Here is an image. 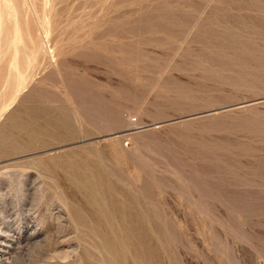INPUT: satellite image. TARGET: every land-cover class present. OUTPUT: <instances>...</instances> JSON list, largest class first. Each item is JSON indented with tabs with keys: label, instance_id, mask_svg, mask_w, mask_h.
I'll return each instance as SVG.
<instances>
[{
	"label": "rangeland",
	"instance_id": "obj_1",
	"mask_svg": "<svg viewBox=\"0 0 264 264\" xmlns=\"http://www.w3.org/2000/svg\"><path fill=\"white\" fill-rule=\"evenodd\" d=\"M263 5L0 0V264H264Z\"/></svg>",
	"mask_w": 264,
	"mask_h": 264
},
{
	"label": "bare ground",
	"instance_id": "obj_2",
	"mask_svg": "<svg viewBox=\"0 0 264 264\" xmlns=\"http://www.w3.org/2000/svg\"><path fill=\"white\" fill-rule=\"evenodd\" d=\"M236 2H237V1H236ZM248 3H249V2H248ZM261 3H262V2H261ZM237 4H238V3H237ZM232 5H233V4H232ZM259 5H260V4H259ZM261 5H262V4H261ZM255 6H256V5H255ZM263 6H264V5H263ZM256 7H257V6H256ZM260 7H261V6H260ZM252 8H253V7H252ZM262 8H263V7H262ZM15 9H16V8H15ZM239 9H240V8H239ZM253 9H255V8H253ZM263 10H264V9H263ZM10 12H11V10H10ZM16 13H17V12H16ZM258 13H259V12H258ZM237 14H238V13H237ZM241 14H242V13H241ZM241 14H240V15H241ZM228 15H230V14H228ZM245 15H247V14H245ZM250 15H251V14H250ZM250 15H249V16H250ZM230 16H231V15H230ZM233 17H234V16H233ZM244 17H245V16H244ZM244 17H242V18H244ZM251 17H252V16H251ZM261 17H262V16H261ZM206 18H207V17H206ZM211 18H212V17H211ZM227 18H228V17H227ZM247 18H248V17H247ZM260 19H261V18H260ZM263 19H264V17H263ZM230 20H231V19H230ZM242 20H243V19H242ZM248 20H249V19H248ZM197 21H198V20H197ZM199 21H200V20H199ZM234 21H236V20H234ZM244 21H245V20H244ZM244 21H242V22H244ZM250 21H251V20H250ZM260 21H261V20H260ZM230 22H231V21H230ZM254 22H255V21H254ZM244 23H245V22H244ZM261 23H262V22H261ZM181 24H182V23H181ZM240 24H242V23H240ZM246 24H247V23H246ZM250 24H252V22H250ZM262 24H263V23H262ZM191 25H192V24H191ZM221 25H222V24H221ZM232 25H233V24H232ZM242 25H245V24H242ZM195 27H196V26H195ZM230 27H231V26H230ZM0 28H1V27H0ZM247 28H249V27H247ZM247 28H245V29H247ZM250 29H251V28H250ZM256 29H258V28H256ZM258 30L260 31V29H258ZM181 31H182V30H181ZM206 31H207V30H206ZM227 31H228V30H227ZM256 31H257V30H256ZM249 32H250V31H249ZM262 32H263V31H261V33H262ZM228 33H229V32H228ZM255 33H256V32H255ZM261 33H260V34H261ZM263 33H264V32H263ZM208 34H209V33H208ZM218 34H219V33H218ZM247 35H248V34H247ZM218 36H219V35H218ZM223 36H224V35H223ZM254 36H255V34H254ZM194 38H195V37H194ZM202 38H203V37H202ZM208 38H209V37H208ZM226 38H227V37H226ZM212 39H213V38H211V40H212ZM199 41H200V40H199ZM197 43H198V42H197ZM199 43H200V42H199ZM231 44H233V43H231ZM207 45H208V44H207ZM217 45H220V44H217ZM203 46H204V45H203ZM229 47H230V46H229ZM205 48H206V47H205ZM207 48H208V47H207ZM203 49H204V48H203ZM208 49H209V48H208ZM217 49H218V48H217ZM206 51H207V50H206ZM243 51H244V50H243ZM217 52H218V51H217ZM246 55H247V54H246ZM196 56H197V55H196ZM221 56H223V53H222ZM216 58H217V57H216ZM13 59H14V58H13ZM227 60H228V59H227ZM14 61H15V60H14ZM118 63H119V62H118ZM189 63H190V62H189ZM240 64H241V63H240ZM252 65H253V64H252ZM192 66H193V65H192ZM202 66H203V65H202ZM246 67H247V66H246ZM250 68H251V67H250ZM127 73H128V71H127ZM240 74H241V73H240ZM234 76H235V75H234ZM261 76H262V75H261ZM208 79H209V78H208ZM246 82H247V81H246ZM76 85H77V84H76ZM251 85H252V84H251ZM74 86H75V85H74ZM236 89H237V88H236ZM239 89H240V88H239ZM71 90H72V89H71ZM77 90H78V89H77ZM55 111H56V110H55ZM45 112H46V114H47L48 111H45ZM45 112H44V114H45ZM34 113H35V112H34ZM41 113H42V112H41ZM48 115H49V114H47V116H48ZM67 115H68V114H67ZM47 116H46V117H47ZM50 116H51V115H50ZM68 116H69V115H68ZM44 117H45V115H44ZM54 117H55V116H54ZM39 118H40V117H38V116H36V115H35V116H34V115H31V116L29 117V119L32 121V123L36 124L37 122H39V123H37L38 125H39L40 123H42L41 121H39ZM47 118H50V117L48 116ZM55 118L57 119L58 117H55ZM67 118H68V117L65 118L66 120L62 123V125H63V126H66V127H69V126H70V121H69ZM45 119H46V118H45ZM70 119H71V118H70ZM52 120H53V119H52ZM71 120H72V119H71ZM58 121H59V119H58ZM58 121L53 120V121L51 122V118H50V121L47 119V121H45V123H46L47 125L43 122V123H42V124H43L42 126H43V127H44V125H45L46 127L49 126L50 129H48V131L45 130V132L43 131L44 133L41 131V129H39V130H40V133H39V132H38V133H39L40 135H41V133L44 135L46 132H48V134L50 135V138H51V136H52V137L55 138V139L57 138V140L61 138L60 140H61V141H62V140L64 141V139H65L66 136H65L64 138H62V137L64 136V135L62 134L63 132L60 133V134H57V129H55V127H53L55 130H54V129H53V130L51 129L52 126H56V125H58ZM53 122H56L57 124H56V123L54 124ZM59 123H60V122H59ZM78 124H79V123H78ZM40 126H41V125H40ZM73 126H74V125H73ZM49 127H47V128H49ZM56 127H58V126H56ZM59 127H60V126H59ZM75 127L77 128L78 126H75ZM38 128H39V127H38ZM40 128H41V127H40ZM74 129H75V128H74ZM42 130H44V129H42ZM54 131H55L56 133H55ZM88 131H89V130H88ZM29 132H30V131H29ZM58 133H59V132H58ZM76 133H77V132H76ZM78 133H79V131H78ZM34 134L36 135L35 132H34ZM31 135H32V134H31ZM43 135H41V136H43ZM49 135L47 136V133H46L47 138H49ZM61 135H62V136H61ZM38 136H39V135H38ZM76 136H78V135H76ZM59 137H60V138H59ZM17 138H18V137H17ZM45 138H46V137H45ZM73 138L75 139V137H73ZM13 140H14V144H12L11 142H10V143H11L12 145L17 146V145L15 144V141H17V142L20 141L19 138H18V140H17L16 138L13 139ZM42 140H43V138H42ZM42 140H41V141H42ZM60 140H59V141H60ZM65 140L67 141V140H69V139H65ZM71 140H72V139H71ZM9 141H10V140H9ZM44 141H46V139H44ZM44 141L42 142V144L44 143ZM53 141H55V140H52V142H53ZM59 141H57V142H59ZM36 142H37V141H36ZM38 142H39V141H38ZM46 142L50 143L49 141H46ZM52 142H51V143H52ZM55 142H56V141H55ZM18 143H20V142H18ZM5 144H6V143H5ZM20 144H21V143H20ZM45 144H46V143H45ZM21 145H22V144H21ZM34 146H35V145H34ZM113 147H114V146H113ZM13 148H14V147H13ZM17 148H18V147H17ZM19 148H20V147H19ZM76 154L79 155V153H77V152H76ZM76 154H75V155H76ZM70 155H71V154H69L68 156L70 157ZM78 155H77V157L80 156V155H79V156H78ZM81 155H82V154H81ZM72 156H73V153H72ZM72 156L70 157L71 159H70V158L68 159V162H70L69 160H72V158H73ZM67 158H68V157H67ZM67 158H66L65 160H67ZM75 158H76V157H75ZM81 158H83V157L81 156ZM78 159H79V158H78ZM78 159H77V162H78ZM52 160H53V159H52ZM52 160H51V161H52ZM56 160H57V159H56ZM74 160H76V159H74ZM80 160H81V159H80ZM83 160H84V159H83ZM89 160H90V159H89ZM54 161H55V160H54ZM59 161H60V160H58L57 162L59 163ZM62 161L65 163L64 160H62ZM62 161L60 162V165H58L59 168H60V166H62V168H63V165H64V164L62 163ZM72 161H73V160H72ZM86 161L90 163L91 160H90V161L86 160ZM52 162H53V161H52ZM57 162H56V163H57ZM75 162H76V161L73 162V163H74V166L77 164V163H75ZM80 162H81V163L84 162V164H85V160H84L83 162H82V161H80ZM53 163H54V162H53ZM61 163H62V164H61ZM81 163H80V164H81ZM92 163H94V162H92ZM80 164H79V165H80ZM86 164H87V163H86ZM86 164H85V165H86ZM44 165L47 166V163L44 164ZM68 165H69V164H68ZM68 165H67V170H69V169H68ZM77 165H78V164H77ZM92 165H94V164H92ZM92 165H91L90 167L93 168V169H95L94 167H92ZM48 166H49V165H48ZM53 166H55V163H54ZM53 166H52V167H53ZM81 166H82V165H81ZM94 166H95V165H94ZM76 167H77V166H76ZM90 167H89L88 169H90ZM95 167H96L97 169H99L98 165H96ZM48 168H49V167H48ZM50 168H51V167H50ZM55 168H57V167L55 166ZM65 168H66V167H65ZM71 169H72V168H71ZM78 169H80V168H78ZM81 169H82V167H81ZM88 169H87V171H88ZM97 169H95V174H96V171H98ZM100 169H101V167H100ZM64 170H65V169H64ZM90 170H91V169H90ZM51 171H52V170H51ZM69 171H70V170H69ZM85 171H86V169L83 170V171H80V172L83 173L82 175H81V173L79 172L80 175L82 176V178H80V179H83L84 181H86L87 178H88V175H87V176L84 175V174L86 173ZM99 171H100V170H99ZM70 172H71V171H70ZM75 172H76V170H74V173H75ZM89 172H90V171H89ZM89 172H88V174H91V173H89ZM91 172H92V170H91ZM93 172H94V171H93ZM93 172H92V173H93ZM53 173L55 174V172H53ZM68 173H69V172H68ZM79 173H78V172L75 173V177H76L77 174L79 175ZM57 174H58V173H57ZM86 174H87V173H86ZM102 174H103V173H102ZM69 175H71V174L69 173ZM78 175H77V179L79 178ZM83 175H84V176H83ZM91 175H92V174H91ZM91 175H89V177H90ZM97 175H98V173H97ZM100 175H101V172H100ZM103 175H104V174H103ZM73 176H74V175H73ZM93 176H94V174H93ZM93 176H92V177H93ZM101 176H102V175H101ZM60 177H61V176H60ZM85 177H87V178L84 179ZM95 177H96V175H95ZM97 177H98V179H99V175H98ZM105 178H106V177H105ZM105 178H104V179H105ZM100 179H101V178H100ZM100 179H99V180H100ZM104 179H102V180H104ZM89 180H90V179H88L87 182H88ZM96 180H97V179H95V181H94V183H93L94 185H95ZM102 180H101V181H102ZM77 181H79V180H77ZM92 181H93V178H92ZM105 181H107V180H105ZM108 181H109V180H108ZM108 181H107V182H108ZM71 182H72V181H71ZM87 182H86V184H87ZM109 182H111V181H109ZM75 183H76V182H74V184H75ZM79 183L83 184V181H82V182L79 181ZM81 184H79V185H81ZM97 184H98V182H97ZM97 184H96V186L99 188L100 184H99V185H97ZM101 184H103V183H101ZM105 184H106V186H108L107 184H109V187H111L110 183H104V185H105ZM79 185L77 186V184H76L77 187H79ZM88 185H89V187L92 186L91 183H88ZM88 185H85V188H84V189H88V188H89V187H87ZM74 186H75V185H74ZM76 186H75V187H76ZM82 186H84V184H83ZM102 186H103V185H102ZM102 186H101V188H105L104 186H103V187H102ZM92 187H93V186H92ZM92 187L89 188V191H91V190H95L96 193H98V191L96 190V187H95V189L92 188ZM109 187H106V188H109ZM80 188H82V187H80ZM101 188H100V189H101ZM106 188H105V189H106ZM90 189H91V190H90ZM100 189H98V190H100ZM109 189H110V188H109ZM76 190H78V188H77ZM80 190H82V189H80ZM80 190H78V191H80ZM110 190H111V189H110ZM110 190H109V192H110ZM89 191H87V192H89ZM95 191L92 192V193H94V195H95ZM100 191H102V190H100ZM100 191H99V192H100ZM103 191L105 192V190H103ZM106 191H107L106 193H109L108 190H106ZM84 192H85V191H84ZM90 193H91V192H90ZM90 193H89V196H90V195L92 196V194H90ZM106 193H105V196L108 195V197H109V194L106 195ZM87 194H88V193H87ZM100 194H101V193H100ZM102 194H103V193H102ZM102 194H101L100 199L102 198ZM110 194H111V193H110ZM98 195H99V193H98ZM98 195H97V197H98ZM83 197H85V196H83ZM87 197H88V196H87ZM95 197H96V195H95ZM97 197H96V199H97L96 203H97V202H100V201L98 200ZM108 197H106V198L108 199ZM112 197H113V196H111L110 199H111ZM92 198H93V197H92ZM106 198L104 197L103 199H106ZM113 198H114V201H115V200H116L115 197H113ZM113 198H112V199H113ZM122 198H123V197H122ZM130 198H131V197H130ZM96 199H94V200H96ZM110 199H109V202L111 203L112 201H111ZM120 199H121V198H120ZM124 199H126V201L123 200V202H127V198H124ZM132 199H134V198H132ZM139 199H140V198H139ZM84 200H87V201H88V200H91V198H89V199L87 198V199H86V197H85ZM94 200H93V201H94ZM101 200H102V199H101ZM130 200H131V199H130ZM140 200H141V199H140ZM79 201H80V200H79ZM79 201H78V206H79V203L81 202V201H80V202H79ZM93 201L91 200V202L88 203V205H89V204H94V203H92ZM102 201H103V203H104V205H105L104 207H106V206L108 205V208H106V209L109 210V209H110V208H109V204L106 205V202H105L106 200H105V201L102 200ZM114 201H113V202H114ZM119 201H120V200H119ZM131 201H132V200H131ZM131 201H129L127 204L131 203ZM137 201H138V200H137ZM141 201H142V200H141ZM159 201H160V200H159ZM133 202L136 203L135 199L133 200ZM76 203H77V202H76ZM114 203H115V202H114ZM114 203H113V204H114ZM117 203H118V202H117ZM119 203H121V202H119ZM119 203H118V204H119ZM137 203H138V202H137ZM137 203H136V205H137ZM140 203H142V202H139V204H140ZM157 203H158V202H157ZM84 204H87V203H84ZM97 204H98V203H97ZM97 204H96V205H97ZM122 204H123V203H122ZM139 204H138V206H140ZM81 205H82V204H81ZM81 205H80V206H81ZM88 205H87V206H86V205H85V206L83 205V206H81V207H84V208L87 207L86 212H88V207L90 206V205H89V206H88ZM102 205H103V204H102ZM116 205H117V204H116ZM116 205H115V206H116ZM125 205H126V204H125ZM125 205H124V206H125ZM121 206H123V205H121ZM124 206L122 207L123 210H125V209H129V210H126V212H127V211L130 212V209H132V206H130V205H129V207H131V208H129V207L126 208L127 205H126V207H124ZM158 206H159V204H158ZM76 207H77V206H76ZM81 207H79V208H81ZM91 207H92V206H91ZM94 207H95V206H94ZM101 207H103V206H100L99 208H101ZM118 207H119V208H118ZM156 207H157V206H156ZM117 208H118V210H119V209H120V206H117ZM133 208H135V207H133ZM138 208H139V207H138ZM91 209H92V208H91ZM97 209H98V208H97ZM97 209H96V211H97ZM101 209H102V208H101ZM79 210H80V209H79ZM89 210H90V209H89ZM102 210H104V209H102ZM139 210H140V209H139ZM84 211H85V209H84ZM93 211H94V210H93ZM96 211H94V213H97ZM99 211H100V210H99ZM105 211H106V210H105ZM131 211H134V209L131 210ZM135 211H136V209H135ZM135 211H134L133 213H135ZM137 211H138V210H137ZM137 211H136V212H137ZM102 212H103V211H102ZM102 212L100 211V213H102ZM108 212H109V211H108ZM120 212H122L121 209H120ZM89 213H90V212H89ZM91 213H92V212H91ZM100 213H98V215H99ZM115 213L118 214V211L115 212ZM127 213H128V212H127ZM130 213H131V212H130ZM133 213H132V214H133ZM137 213H138V212H137ZM140 213H141V212H140ZM104 214H105V216H107V213H106V212H105ZM112 214H114L112 211H111V214H110V215H109V213H108V218H109V216H111ZM132 214H130V216H131ZM142 214H143V212H142ZM86 215H88V214H86ZM90 215H91V214H90ZM101 215H102V214H101ZM101 215H99V216L101 217ZM138 215H140V214L138 213ZM77 216H78V215H77ZM112 216H113V215H112ZM115 216H116V215H115ZM115 216H113V217H115ZM118 216H119V214H118ZM118 216H117V217H118ZM142 216H143V215H142ZM106 218H107V217H106ZM115 218H116V217H115ZM135 218H136V217H135ZM140 218H141V217L139 216V217H138V220H139L138 223L140 222ZM117 219L121 220L122 218H121V219H120V218H117ZM89 220H90V219H89ZM110 220H111V219H110ZM115 220H116V219H115ZM97 221H98V220H97ZM108 221H109V220H108ZM130 221H131V220H130ZM141 221H142V220H141ZM87 222H88V221H87ZM110 222H111V221H110ZM115 222H116L117 225L119 224V223H117V220H116ZM115 222H114V223H115ZM121 222H122V221H121ZM114 223H113V224H114ZM123 223H125V222H123ZM98 224H99V222H98ZM111 224H112V222H111ZM113 224H112V225H113ZM116 224H114L113 226H115ZM89 225H91V224H89ZM92 225H93V224H92ZM92 225H91V226H92ZM93 226H94V225H93ZM101 226H102V225H101ZM119 226H120V225H119ZM121 226H122V225H121ZM89 227H90V226H89ZM95 227H96V225H95ZM102 227H103V226H102ZM117 227H118V226H117ZM123 227H124V226H123ZM123 227H120V228L123 229ZM90 228H91V227H90ZM96 228H97V227H96ZM118 228H119V227H118ZM137 228H139V227H137ZM94 229H95V228H94ZM94 229H93V231H94ZM105 229H106V228H105ZM122 229H121V230H122ZM125 229H126V228H124V230H125ZM128 229L131 230L130 228H127V230H128ZM139 229H140V228H139ZM106 230H107V229H106ZM121 230H120V231H121ZM124 230H122V232H123ZM98 231H103V230H100V229H99ZM112 231H115V229H114V230L112 229ZM120 231H118V232H120ZM142 231H143V230H142ZM94 232H95V231H94ZM115 232H116V231H115ZM115 232H114V233H115ZM129 232H130V231H129ZM131 232H132V231H131ZM99 233H101V232H99ZM133 233H134V232H133ZM137 233H138V232H137ZM139 233H140L139 235H141V232H140V231H139ZM120 234L122 235V236L120 235L121 237H124V236L126 235V230H125V233L123 232V234H122V233H120ZM127 234H129V233L127 232ZM130 234H131V233H130ZM103 235H104V233H103ZM115 235H116V233H115ZM115 235H114V237H115ZM123 235H124V236H123ZM142 235H143V234H142ZM105 236H106V237H104V238H108L107 236H109V233H106ZM117 236H118V235H116V237H117ZM120 236H119L118 238H120ZM127 236H128V235H127ZM132 236H133V235H132ZM136 236H137V235H136ZM136 236H135V237H136ZM111 237H112V236H111ZM135 237H133V238L135 239ZM104 238H101V239H102V240H101V243H102V241H103ZM118 238H115V240H116V239L119 240ZM125 238H126V237H125ZM128 238H130V236H129ZM169 238H170V237H169ZM108 239H109V238H108ZM122 239H123V240H122V243H124V238H122ZM138 239H140V237H139ZM141 239H142V237H141ZM149 239H150V238H149ZM112 240H113V239H112ZM115 240H114V241H115ZM104 241H105V240H104ZM104 241H103V242H104ZM125 241H126V240H125ZM127 241H128V239H127ZM130 241H131V240H130ZM106 242H107V241H105V243H106ZM116 242H117V241H116ZM116 242H115L114 244H116ZM120 242H121V241H120ZM120 242H119V244H117V245H120ZM134 242H135V241H134ZM122 243H121V244H122ZM107 244H108V243H107ZM109 244H110V243H109ZM109 244H108V245H109ZM101 245H102V244H101ZM122 245H123V247H124V244H122ZM122 245H121V246H122ZM128 245H129V244H128ZM110 246H112V245L110 244ZM142 246H143V245H142ZM97 247H98V245H97ZM118 247H119V246H118ZM118 247H117V248H118ZM100 248H101V247H100ZM102 248H103V247H102ZM117 248H116V249H117ZM121 248H122V247H121ZM97 249H99V247H98ZM114 249H115V248H114ZM99 250H100V249H99ZM101 250H102V249H101ZM103 250H104V251H101V253H102V252H105V249H103ZM106 250H107V249H106ZM129 250H130V248H129ZM110 251H111V250H110ZM118 251H119V250H117V253H119ZM122 251H123V249H122ZM107 252H108V251H107ZM107 252H105V253H106V255L108 256ZM120 252H121V251H120ZM127 252H128V251H127ZM108 253H109V252H108ZM121 253L124 255L123 252H121ZM128 253H129V255H130L131 252H128ZM102 254H103V253H102ZM103 255H104V254H103ZM103 255H102V256H103ZM113 255H114V254H113ZM116 255H117V254H116ZM119 255H120V254H119ZM123 255H122L121 257H124ZM126 255H127V254H126ZM104 256H105V255H104ZM127 256H128V255H127ZM105 257H106V256H105ZM129 257H130V256H129ZM107 258H108V257H107ZM107 258H105V259H107ZM114 258H115V257H113V259H114ZM127 258H128V257H127ZM108 259H110V258H108ZM118 259H119V257H118ZM118 259H117V260H118ZM124 259H125V258H124ZM128 259H129V258H128ZM122 260H123V259H122ZM113 261H114L113 263H115V260H113ZM118 261H119V260H118ZM118 261H117V263H118ZM120 261H121V258H120ZM128 261H130V260H128ZM145 262H146V261H145ZM109 263H110V262H109ZM111 263H112V262H111ZM123 263H124V262H123ZM136 263H137V262H136ZM136 263H135V264H136ZM151 263H152V262H151ZM119 264H121V263L119 262ZM125 264H126V263H125ZM127 264H128V263H127ZM131 264H132V261H131ZM133 264H134V263H133ZM138 264H139V263H138ZM141 264H142V263H141Z\"/></svg>",
	"mask_w": 264,
	"mask_h": 264
}]
</instances>
